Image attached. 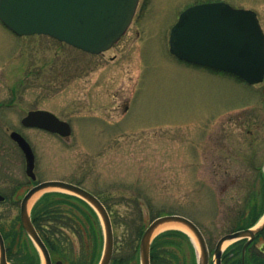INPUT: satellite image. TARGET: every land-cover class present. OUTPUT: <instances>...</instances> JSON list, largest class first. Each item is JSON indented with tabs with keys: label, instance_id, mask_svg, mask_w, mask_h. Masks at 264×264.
<instances>
[{
	"label": "rangeland",
	"instance_id": "rangeland-1",
	"mask_svg": "<svg viewBox=\"0 0 264 264\" xmlns=\"http://www.w3.org/2000/svg\"><path fill=\"white\" fill-rule=\"evenodd\" d=\"M216 2L255 11L264 30V0H140L124 37L90 55L47 36L19 37L0 22V191L10 183L18 201L0 206L5 235L20 231L19 199L34 184L12 131L34 150L36 183L79 184L106 203L117 222L116 251H124L117 245L126 244V224H137L140 213L146 226L150 215L179 213L211 240L231 231L235 214H247L248 197L264 189V82L249 86L170 52L179 16ZM37 109L69 122L71 137L23 127ZM54 191L63 192H39L29 212ZM171 224L157 235L176 230ZM188 231L189 243L168 248V264L201 263L199 242ZM71 237L75 260H83L90 240Z\"/></svg>",
	"mask_w": 264,
	"mask_h": 264
},
{
	"label": "water",
	"instance_id": "water-1",
	"mask_svg": "<svg viewBox=\"0 0 264 264\" xmlns=\"http://www.w3.org/2000/svg\"><path fill=\"white\" fill-rule=\"evenodd\" d=\"M138 4L139 0H0V21L17 36L46 35L84 52L99 55L111 49L125 35ZM170 52L181 61L236 76L249 85L264 81V31L252 10L236 9L223 2L189 7L171 30ZM21 123L24 127L42 129L62 138L72 134L68 122L46 110L30 111ZM10 138L25 156L27 176L35 181V154L31 145L16 131L10 134ZM49 188L60 189L84 200L98 213L105 237L99 264H111L114 231L107 208L94 194L65 181L39 183L21 201L22 227L40 251L45 264L53 262L33 225L29 202L35 194ZM166 223H180L193 232L201 250L200 264H206L208 250L201 230L193 221L180 215L161 216L150 223L140 242V264H151L150 252L157 236L155 232ZM259 229L225 235L217 244L216 257L220 258L226 242L253 238ZM0 264H9L1 232Z\"/></svg>",
	"mask_w": 264,
	"mask_h": 264
},
{
	"label": "trees",
	"instance_id": "trees-1",
	"mask_svg": "<svg viewBox=\"0 0 264 264\" xmlns=\"http://www.w3.org/2000/svg\"><path fill=\"white\" fill-rule=\"evenodd\" d=\"M101 201L110 213V208L102 199ZM174 214L179 213L150 215V220L152 222L157 217ZM244 216L246 217L244 213L240 215L241 218ZM138 217L137 224L136 220L132 224H126L127 229L124 235L126 244L121 242L119 246L117 245L124 251H116L115 248L111 264H140V240L149 225L144 224L141 213ZM260 217L261 214L257 215L251 224H255ZM31 219L54 261H62L63 264H99L104 245L103 227L96 211L84 200L63 192H47L33 207ZM114 225L117 226L116 221L113 222V227ZM19 228V232L14 230L15 228L12 229L13 232L8 236V234L5 235L7 232L0 227L5 239L8 261L12 264H41L38 250L21 225ZM71 234L82 238L81 241L84 238L90 240V244H83V260H75L76 254ZM24 235L26 239H22L20 243L19 240ZM189 241L190 238L178 230H168L159 234L151 245V264H168L165 257L169 253L168 248L183 242L189 243Z\"/></svg>",
	"mask_w": 264,
	"mask_h": 264
},
{
	"label": "flooded vegetation",
	"instance_id": "flooded-vegetation-1",
	"mask_svg": "<svg viewBox=\"0 0 264 264\" xmlns=\"http://www.w3.org/2000/svg\"><path fill=\"white\" fill-rule=\"evenodd\" d=\"M125 109L128 111V106H126ZM263 168L264 167L260 169V172L262 171V173ZM259 178H262V174L259 175ZM6 183V187L4 188L5 191H0V206L6 204L14 206L18 203L17 200V202L14 200V195L17 193V191L14 193L11 189V184L8 182ZM24 195L21 199H19L20 205L18 206V208L20 209L21 200L23 199ZM256 199L258 204L256 203ZM245 206V212L247 213L245 218L246 221H241L242 218L239 216L243 213L240 214L239 212L238 214H235L231 222V231L226 233L225 235L236 231L253 229L256 226L258 221L255 224H251V222L259 214H261V216H264V189L259 190V192H257L256 194H252L251 197L249 196L245 203ZM0 213H3L2 209L0 210ZM238 222H240V224ZM0 227L3 228L1 225ZM200 229L205 238L208 250V259L206 264H264V224L262 228L255 233V236L253 238L238 240L232 245L228 246L226 249L223 248L222 254L219 259L215 255V250L218 242L225 235H223L218 240H211V237L207 236L206 230L203 227H200Z\"/></svg>",
	"mask_w": 264,
	"mask_h": 264
},
{
	"label": "bare ground",
	"instance_id": "bare-ground-1",
	"mask_svg": "<svg viewBox=\"0 0 264 264\" xmlns=\"http://www.w3.org/2000/svg\"><path fill=\"white\" fill-rule=\"evenodd\" d=\"M37 196H38V193L35 194V195L33 196V198L30 200V202H29V210H30L31 206L34 204V202L36 201ZM262 222H263V221H261V222L259 223L258 227L261 226ZM168 225H169V224H168ZM171 226H172L173 228H175L176 230L184 231V232H186L187 234L190 235V233H189V231H188L189 229H188L187 227H185L184 225L180 224V223H173V224H171ZM163 227H164V226H160V227L156 230L155 235H156L160 230H162ZM231 242H232V241H230V242H226V243L223 245V247H225V245H227V244H229V243H231Z\"/></svg>",
	"mask_w": 264,
	"mask_h": 264
}]
</instances>
